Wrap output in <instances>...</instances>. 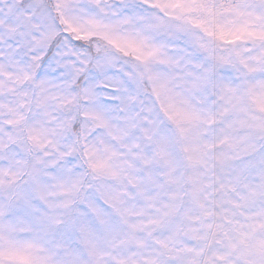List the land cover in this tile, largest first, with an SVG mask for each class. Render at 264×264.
Returning <instances> with one entry per match:
<instances>
[{"label":"snow or ice","instance_id":"obj_1","mask_svg":"<svg viewBox=\"0 0 264 264\" xmlns=\"http://www.w3.org/2000/svg\"><path fill=\"white\" fill-rule=\"evenodd\" d=\"M0 264H264V0H0Z\"/></svg>","mask_w":264,"mask_h":264}]
</instances>
